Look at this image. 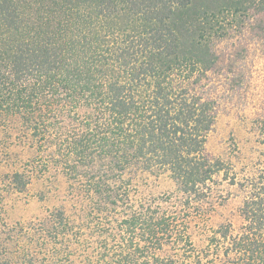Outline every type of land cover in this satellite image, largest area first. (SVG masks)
Returning a JSON list of instances; mask_svg holds the SVG:
<instances>
[{"label": "trees", "instance_id": "1", "mask_svg": "<svg viewBox=\"0 0 264 264\" xmlns=\"http://www.w3.org/2000/svg\"><path fill=\"white\" fill-rule=\"evenodd\" d=\"M258 4L0 0V125L17 117L39 149L55 148L67 174L84 181L88 204L79 228L54 214L50 239L21 243L22 230L0 231V264H168L165 247L189 242L180 205L208 199L224 169L205 155L215 103L188 84L217 63L212 41ZM132 166L170 172L179 189L166 201L175 202L135 206L124 178ZM14 180L25 185L18 173ZM250 187L240 231L216 230L197 257L189 244L194 264H264V176Z\"/></svg>", "mask_w": 264, "mask_h": 264}, {"label": "rangeland", "instance_id": "2", "mask_svg": "<svg viewBox=\"0 0 264 264\" xmlns=\"http://www.w3.org/2000/svg\"><path fill=\"white\" fill-rule=\"evenodd\" d=\"M212 48L217 63L205 75H195L188 86L191 93L215 103V122L207 136L205 155L211 162H223L224 169L208 183V199L187 208L180 205L183 221L179 224L184 223L189 242L180 241L161 252L177 264H194L195 258H187L188 245L197 257L213 232L223 226H230L233 235L240 231L244 224L241 210L250 186L264 176V0L240 26L230 28L224 38H215ZM20 127L17 117L10 118L6 127L0 125V231L17 237L22 230L27 236L21 243L36 233L50 239L47 231H52L53 215L58 212L81 227L88 212L84 181L67 174L57 162L55 148L39 149L30 131ZM100 165L96 160L94 166ZM135 167L124 174L135 206L156 200L165 208L175 202L166 201L179 189L170 172ZM17 173L25 185L14 180ZM168 259L164 257L169 264Z\"/></svg>", "mask_w": 264, "mask_h": 264}]
</instances>
